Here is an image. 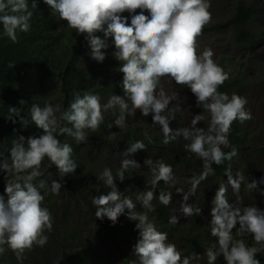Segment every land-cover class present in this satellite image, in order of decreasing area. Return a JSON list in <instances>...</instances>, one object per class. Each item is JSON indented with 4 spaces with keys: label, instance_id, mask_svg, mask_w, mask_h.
Segmentation results:
<instances>
[{
    "label": "clouds",
    "instance_id": "obj_1",
    "mask_svg": "<svg viewBox=\"0 0 264 264\" xmlns=\"http://www.w3.org/2000/svg\"><path fill=\"white\" fill-rule=\"evenodd\" d=\"M51 14H57L65 20L67 27L77 34L83 33L89 47V54L97 62H102L108 47L107 38L112 37L115 46L113 56L123 72L122 87L128 100L120 95H112L107 102L101 103L98 93L76 91L73 99L63 111L59 105L45 103L43 106L33 103L30 106V121L9 107L7 119L18 117L21 126L34 123L43 131L39 135L27 138L19 135L8 149V157L0 159V170L5 174V195L0 194V254L7 248L13 250L17 259L22 258L25 249L33 244L43 246L48 239L46 232L52 230V213L42 203L46 182L40 180V164L45 158L55 164L59 180L51 181L50 189L58 194L63 184V177L77 167L72 158V146L57 139L59 134H68L76 142H83L87 137L85 129L95 131L103 121V111L118 107L119 114L112 124L123 127L125 114L139 109L141 116L151 113L152 124L159 125L163 133L162 143L167 145L177 136L190 142L184 145L187 151L195 153L204 162L198 177L192 178V189L213 172L212 163L221 164L237 154V149L229 146L228 132L233 120L243 122L251 118V112L245 109L247 98L233 92L231 95L218 91L229 77L228 71L212 57L210 48L200 50L197 37L211 18V0H43ZM30 3V7H29ZM38 0H0V37H7L13 43L18 40V32H27L31 27L32 9L37 8ZM141 11L136 12V9ZM148 10L145 15L144 10ZM127 11L128 16L122 15ZM130 21V22H129ZM103 32V38L96 35ZM11 66V64H10ZM168 76L177 84L187 86L194 94L197 105L209 114L207 127L198 126L204 121L203 112L193 114L189 126L181 129L171 128L169 121L174 118L172 110L166 111L172 97L163 90L157 92L160 77ZM131 102L129 108L128 102ZM23 99L19 104H24ZM59 111V117L56 113ZM67 122V123H64ZM70 125V126H68ZM111 125H109L110 127ZM149 143L151 137L144 134ZM223 146V147H222ZM146 148L143 140L128 143L125 153H133ZM11 161L9 163L8 161ZM143 164L151 172V187L136 194L142 208L151 211L152 200L158 182H169L173 178L172 165L162 160L153 161L145 158ZM140 163L128 155L120 161L115 176L112 169L104 167L96 176L99 181L109 186L106 193L92 197L96 206L95 217H107L115 222L120 214H125L135 221L138 238L132 246L136 260L131 264H193L197 253L182 256L175 243L168 240L166 231L157 228L147 212L136 211V204L129 197L117 190L114 177L121 180L129 168H137ZM227 184L233 192H239L241 182L246 177L239 171L235 176L230 168L225 169ZM264 184V174L257 179L247 180L246 187L255 189L261 197V207L254 204L233 205L225 196L226 187L221 184L215 192L211 208L210 234L216 237L215 243L207 252L208 264H214L222 255L225 264H260L256 253L264 245V187L257 188V183ZM161 203L168 204L170 192H159L156 197ZM187 200V196H185ZM127 209V212L125 210ZM185 216L200 208L190 204L182 205ZM170 223L176 217H170ZM233 228L237 235L250 233L256 245H246L243 239L232 235Z\"/></svg>",
    "mask_w": 264,
    "mask_h": 264
},
{
    "label": "trees",
    "instance_id": "obj_2",
    "mask_svg": "<svg viewBox=\"0 0 264 264\" xmlns=\"http://www.w3.org/2000/svg\"><path fill=\"white\" fill-rule=\"evenodd\" d=\"M213 2L214 0H211V4ZM224 2L229 6V14L223 19L205 24L201 32L226 26L229 29L230 41L242 46L254 59L264 60V0ZM135 11L141 10L138 8ZM144 12L145 15L148 14L147 9ZM32 13L30 30L18 32L17 42L13 43L7 37H0V159L8 157V149L19 135L27 138L43 131L32 122L22 127L18 117H14L15 123L7 119L10 106L16 107L17 111L30 121L31 104L43 106L50 102L54 106L59 105V110L63 111L76 91L98 93L102 104L112 95H120L128 100L121 84L123 72L119 70V64L123 61H118L112 54L115 46L111 36L106 41L108 47L102 49L106 53L104 60L97 62L89 54L84 34H77L74 29L67 27L65 20H61L57 14H51L43 0H38L37 8L32 9ZM122 15L129 14L125 11ZM95 34L103 38V32L98 31ZM216 62L229 73L228 79L218 86V91L229 95L235 92L245 96L252 90L256 81L264 83V71L255 78L250 74L248 67L235 62L230 56H221ZM20 99L25 103L20 105ZM111 109L113 110L103 115L104 119L95 131L85 129L88 137L85 141L78 143L68 134L57 136L58 140L72 146L71 156L78 165L72 173L63 177L59 193L53 194L47 189H50L53 179L61 178L57 176L55 164H51L46 156L41 161L42 174L36 177L33 183L40 180L46 182V188L40 191L45 194L42 203L52 213V230L46 232L47 242L43 246L33 244L32 248L25 249L19 260L13 250L5 245V252L0 254V264H131L136 260L132 252V246L136 242L133 238L139 231L135 228V221L125 214H120L114 223L107 217L101 219L94 215L96 206L92 203V197L110 190L109 186L97 179L99 172L104 167H109L115 176L120 162L114 158H124V155H128L143 167H147L143 160L148 157L153 161L162 160L171 164L191 177L200 175L204 166L203 160L195 153L187 151L178 137L167 145L163 144V133L159 125L152 124V118L150 122L146 120L148 128H143L141 123L114 126L111 121L119 114V109ZM56 115L59 117V111ZM246 125L247 120L232 121L228 132L230 144L223 150L227 152L231 147H235L237 154L221 164H211L213 172L199 182L202 195L196 199L193 209L200 208L202 196L211 193L212 186L215 185L218 189L221 184H227L226 168H230L234 176L237 171L245 175L246 179L241 185L247 183V180H258L264 174V142L250 135L251 131ZM261 130H264V126ZM145 133L151 137V143L145 139ZM137 139L143 140L146 148L125 153L128 143ZM8 162L11 163L10 159ZM151 175L148 167L143 175L129 168L125 171L124 179L114 177V183L117 190L134 201L136 211L147 212L157 228L167 232L168 239L177 237V241L183 243L186 249L182 256L189 255L196 246L203 245L204 240L209 243L203 230L194 231L192 226L181 227L177 221L170 223L172 214L169 204L161 203L155 195L151 211L140 209L141 205L135 199L136 194L151 187L148 180ZM163 184L164 181L158 182V185ZM4 187L5 174L4 170H0V194L7 198ZM261 187H264V184L258 181L257 188ZM251 190L257 192L255 189ZM196 214L195 211L191 214L192 222ZM74 215L81 217L84 223L92 225L87 229L85 236H82L76 227ZM233 237L243 239L249 246L257 243L250 235L236 233ZM210 239L214 241V237ZM98 243H108L116 255L115 258L111 254L107 257L99 254ZM259 246L261 251L255 255L260 264H264V245ZM200 264H208V260ZM214 264H225L223 256L217 257Z\"/></svg>",
    "mask_w": 264,
    "mask_h": 264
},
{
    "label": "rangeland",
    "instance_id": "obj_3",
    "mask_svg": "<svg viewBox=\"0 0 264 264\" xmlns=\"http://www.w3.org/2000/svg\"><path fill=\"white\" fill-rule=\"evenodd\" d=\"M209 10L211 12V18L208 23L223 19L229 14V6L225 4L224 0H214ZM196 39L198 48L200 50L206 47L212 50V58L215 61L221 56H230L235 62H240L246 68L248 67L250 74H253L252 76L255 78H257V76L259 77L260 73L264 71V60L254 59L242 46L239 44H234L232 41H230L231 39L229 35V29L226 26H220L219 28L213 30L201 32ZM160 90H163L166 95L172 97L168 109H166V111L172 110L174 114V118L169 121V126L171 128L181 129L185 126H189V122L192 119L193 114L198 112H203L205 116L204 121L198 122V126L206 128L209 114L197 105L194 94L187 86L175 83V81L168 76H162L157 85V92ZM244 97L247 98V103L244 107L246 110L251 112V118L247 119L246 126L251 131L250 135H253L254 138L264 142V130H261L264 126V83H258V81H256V84L253 86L252 90H249V92H247ZM129 108H131V102L129 103ZM112 110L113 109H108L103 111L102 114L106 115ZM150 118H152L151 113H149L147 116H141L140 111L137 108L134 111L127 112L125 114V120L123 124L125 126L131 125L133 123H141L143 128H148L146 120H149L150 122ZM113 120L111 122H113ZM113 125L117 126L115 124ZM177 137L182 145L190 142L189 140H185L182 136ZM121 159L122 158H114V160L118 162H120ZM147 167H143V165L140 164L139 167L131 168V170L143 175ZM172 170L174 173L172 180L167 183L164 182L163 185L157 184L154 195L157 197L161 191L166 193L170 192L171 199L168 204L172 214L171 217H176V221L181 227L186 228L192 226L194 231L197 229L203 230L204 236L209 240V243L208 241L204 240L203 245L196 246V249L189 253V255L192 253H197L198 256L194 258L193 264H200L207 260L206 250L209 248V245L213 244V242L216 240V237L210 234L211 225L209 224V221L211 219L210 210L213 206V198L215 196L214 192H216L217 188L215 185L212 186L211 189L213 193L211 192L205 196H202L203 199L200 203V211L196 214V217H194L192 222L191 215L185 216L181 209L184 203L190 204L192 207H194L196 199L202 195L201 184L198 183L193 190L191 183L193 177L185 174L184 171L177 169L175 166L172 167ZM50 177L53 178L52 173H50ZM150 179L151 178L148 180L150 181ZM245 185L246 183L240 186L238 193L233 192L230 185H225V196L229 203L240 206L254 204L257 208L261 207V197L259 192H253ZM185 196H187V200H185ZM140 209L143 210L144 208L140 207ZM73 220L79 232L82 234V236H85L87 234V229H90L92 225L90 223H84L82 218L78 215H74ZM236 233L237 229L233 228L232 235ZM246 235H250V237H252L250 233H247ZM212 237H214V241L210 239ZM137 238L138 235L133 239L137 240ZM168 240L175 243L178 250L183 255V252L186 249L183 246V243L181 241H177V237H173V240ZM97 250L99 254L103 255V257H107L108 254H111L113 258L116 256L114 251L110 249L108 243H98Z\"/></svg>",
    "mask_w": 264,
    "mask_h": 264
}]
</instances>
